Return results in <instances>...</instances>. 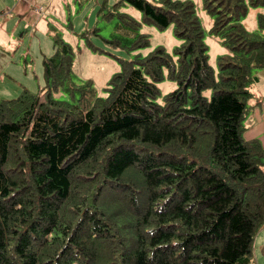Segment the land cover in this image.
<instances>
[{
    "label": "trees",
    "instance_id": "1",
    "mask_svg": "<svg viewBox=\"0 0 264 264\" xmlns=\"http://www.w3.org/2000/svg\"><path fill=\"white\" fill-rule=\"evenodd\" d=\"M119 3L157 30L171 24L176 60L161 47L111 55L120 69L101 98L73 81L70 48L53 36L44 86L0 100V264H249L264 228V148L243 122L264 70V14L254 32L240 20L264 0H203L228 51L216 74L191 2ZM113 17L108 49L148 46L133 18ZM163 70L176 87L158 102Z\"/></svg>",
    "mask_w": 264,
    "mask_h": 264
},
{
    "label": "rangeland",
    "instance_id": "2",
    "mask_svg": "<svg viewBox=\"0 0 264 264\" xmlns=\"http://www.w3.org/2000/svg\"><path fill=\"white\" fill-rule=\"evenodd\" d=\"M147 1L155 4L158 0ZM179 1L192 3L203 30L207 62L216 74V59L228 51L221 44L220 37L208 33L213 17L204 10L203 0ZM102 2L103 0H26L25 11L7 19L2 16L0 100L13 99L24 89L30 94H35L44 86L41 61L54 53L55 34L70 48L73 81L82 83L90 80L97 96L101 98L106 95L103 89L108 79L120 69L112 56L120 60H131L135 56L145 57L154 48L161 47L175 62L173 51L181 41L174 36L171 24L164 30H157L153 26L143 24L141 14L127 4H120L119 0H106V6L102 8ZM12 6L16 8L15 0H0V9H10ZM113 10L118 14L130 16L139 24L137 31L148 37L147 47L135 51L108 49L106 40L114 33L117 19L113 17L106 20L104 15ZM259 14H264V7H248L246 15L240 20L247 31H257ZM89 44L95 49L89 47ZM162 73L164 78L156 84L158 102L176 87L175 83L165 78V70ZM203 94L209 98L211 91L206 90ZM248 116L243 122L244 127L248 124ZM260 143L264 148V138Z\"/></svg>",
    "mask_w": 264,
    "mask_h": 264
},
{
    "label": "crops",
    "instance_id": "3",
    "mask_svg": "<svg viewBox=\"0 0 264 264\" xmlns=\"http://www.w3.org/2000/svg\"><path fill=\"white\" fill-rule=\"evenodd\" d=\"M16 8L0 9V22L2 16L5 19L20 14L27 9L26 0H15ZM12 10V12H10ZM254 81L250 85L252 98L248 102V118L245 127L244 138L246 140H258L264 138V70L254 71ZM261 144V143H260ZM262 145V144H261ZM250 264H264V228L257 234L253 244V259Z\"/></svg>",
    "mask_w": 264,
    "mask_h": 264
}]
</instances>
